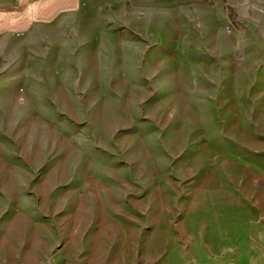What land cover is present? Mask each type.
Wrapping results in <instances>:
<instances>
[{"label":"rangeland","instance_id":"374dc122","mask_svg":"<svg viewBox=\"0 0 264 264\" xmlns=\"http://www.w3.org/2000/svg\"><path fill=\"white\" fill-rule=\"evenodd\" d=\"M98 2L0 19V264H264V0Z\"/></svg>","mask_w":264,"mask_h":264},{"label":"crops","instance_id":"0c3cea01","mask_svg":"<svg viewBox=\"0 0 264 264\" xmlns=\"http://www.w3.org/2000/svg\"><path fill=\"white\" fill-rule=\"evenodd\" d=\"M71 1L72 0H0V19L2 21L4 19L8 21L16 20L15 24L12 25V23H10L9 26L23 30L38 20L56 18L57 11L67 9ZM78 1L82 4V2L86 0ZM109 1L110 0H100L101 3H98L100 6L104 7ZM108 4L111 3L109 2ZM254 24L255 29H253L252 32L242 27L239 30L236 29V34L240 35L239 40L237 41L235 37H233L234 35H231L230 43H228L229 46L225 48H239L244 51L264 50V17L259 15ZM255 66H258V63Z\"/></svg>","mask_w":264,"mask_h":264}]
</instances>
